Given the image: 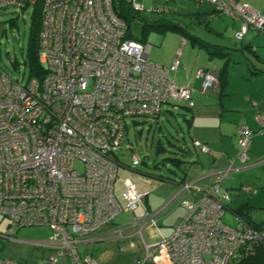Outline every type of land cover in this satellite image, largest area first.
<instances>
[{
    "label": "built area",
    "instance_id": "obj_1",
    "mask_svg": "<svg viewBox=\"0 0 264 264\" xmlns=\"http://www.w3.org/2000/svg\"><path fill=\"white\" fill-rule=\"evenodd\" d=\"M119 0H43L38 63L42 74L25 81L0 68V216L9 223L1 239H15L12 227H49L51 235L35 242L50 250L40 263L66 258L76 264H97L78 245L103 243L111 232L123 238V227L102 233L117 216L132 213L148 194L131 178L117 177L116 152L126 144L128 117H158L163 105H193L189 85L175 81L180 52L169 65L148 58L150 44L128 36L129 27L114 10ZM135 12L145 9L135 0H121ZM170 0H164L168 2ZM208 2L216 12L240 20L235 39L249 30L264 33V11L238 0ZM36 0H0V10L27 8ZM152 6L147 12L164 11ZM203 91L217 90L213 70L197 68ZM264 133V114L258 116ZM235 161L245 165L253 132L237 128ZM201 152L208 148L197 140ZM137 161L139 156L132 154ZM233 160V161H234ZM215 173L206 189L185 182L178 194L193 189L184 201L185 213L172 232L147 243L143 229L156 226L149 212L133 218L142 252L132 264H230L240 248L264 242V225L254 228L237 215L231 227L222 222L228 193L219 197L221 179L239 171L234 162ZM76 165L80 168L77 169ZM210 190V192H209ZM245 193L254 192L242 186ZM191 193V192H190ZM85 253L82 255V253ZM0 264H29L0 257Z\"/></svg>",
    "mask_w": 264,
    "mask_h": 264
},
{
    "label": "rangeland",
    "instance_id": "obj_2",
    "mask_svg": "<svg viewBox=\"0 0 264 264\" xmlns=\"http://www.w3.org/2000/svg\"><path fill=\"white\" fill-rule=\"evenodd\" d=\"M135 1L141 4L145 11L139 12L138 19L130 24L131 32L138 39L145 35V41L151 46L148 58L154 62L164 64L169 59H173L178 50L182 57L186 58L189 55L188 59L194 58L197 51L201 55L214 52L225 54L222 59H219L222 63L228 62L229 66H236L235 68L238 69H248V66H251L254 71L255 55L264 53V34L249 30L241 41L236 40L235 32L240 26V20L215 12L208 2L195 0ZM238 1L264 11V0ZM152 6L163 7L165 10L147 12L146 10ZM31 12V6L24 9L11 6L0 10V68L12 78L22 81H25L28 76V69L23 64V60L28 43ZM161 20L172 22L177 27L162 29L159 26V29L150 28L146 32L142 31L144 23L154 24ZM14 59L19 63L16 68L12 64ZM257 67L259 70H264L261 65ZM190 112V109L180 105L171 108L163 105L160 115L156 118L134 116L125 119L127 123L126 144H129L131 149L126 148L124 143L122 148L116 152L119 162L117 177L131 178L136 181L139 189L148 190L150 194L158 193L168 200L173 198L172 202L159 214V218H154L157 227L160 220V222L164 219L172 220L171 216L175 213L177 206L185 210L183 202L189 201L190 192L193 193L192 189L174 198L178 188L172 186V180L188 174L192 169V164L200 158L189 135L186 120H191ZM132 154L138 155L139 160H133ZM249 159L247 154L245 165L236 161L233 164L235 167L243 166L244 168L230 172L221 179L219 193L225 192L231 196L229 202H224L226 205L221 220L231 227L237 224L232 209L240 203H246L248 206V216L251 222L264 224V161L253 167L255 163ZM76 168L79 169L80 166L76 165ZM213 177L212 181L216 179L215 176ZM197 186L199 185L194 184V187ZM242 186H252L256 192L245 193L241 190ZM120 216H128L132 219V213H123L117 216L114 223L123 222L119 219ZM7 223V219L0 218V232L7 233ZM12 231L15 232L16 240L0 239V253L7 255L13 252L15 260L30 264L38 263L39 254L47 248L34 243L46 241L51 235V229L39 226H13ZM134 232L136 229L130 231V234ZM147 233V231L144 232L146 240L149 236ZM124 235H128L127 231ZM140 241L138 235L123 241L112 231L103 243L86 246L81 244L78 245V249L83 248L91 253L99 264H132L133 258L141 252L140 245L137 244ZM130 242L137 244L135 248L129 246ZM57 264L76 263L61 258Z\"/></svg>",
    "mask_w": 264,
    "mask_h": 264
},
{
    "label": "crops",
    "instance_id": "obj_3",
    "mask_svg": "<svg viewBox=\"0 0 264 264\" xmlns=\"http://www.w3.org/2000/svg\"><path fill=\"white\" fill-rule=\"evenodd\" d=\"M198 52L199 51L194 55V58L191 57L190 59L187 58L189 55L185 58L180 54V65L174 78L178 84L189 85L193 89V105L189 108L192 116L191 120H186L188 123L189 135L192 142L193 140H197L208 148L206 152H201L195 148L200 158L192 164V169L185 179L186 181L192 182L193 185H199L197 188L204 189L209 187L213 182L212 179L215 173L226 168L230 162L235 159L238 140L237 128L239 125L248 126L253 132L251 146L248 151L249 160L255 163V165L252 166H258L257 164H261L262 161H264L262 160L264 159V133H260V124L258 121V116L264 114V70H259L257 67L260 65L264 67V53L255 55V67H253L254 71H252L251 66H248V69H238L235 68L236 66H229L228 62L222 63V60H219L222 59V57H210L207 54H198ZM173 59H169L163 65H169ZM222 67H226L227 69L223 86L219 90L203 91L200 86L201 81L194 76L195 70L197 68H203L217 72ZM233 162L235 163L236 161L234 160ZM172 183V186L177 188L176 183ZM250 187L256 192L255 188L252 186ZM181 194H184V192L179 194L177 192L174 198ZM193 197V193H190V200H192ZM172 200L173 198L171 200L164 199L162 195L158 193L150 194L148 191V194L132 212V219L144 216L145 209L149 212L148 216L154 219L162 213ZM184 212V208L177 206L175 213L171 216V221L164 219V221L162 220L163 222H160V220L159 226L161 227L155 226L154 228V226H147L144 228L142 232L144 240L150 243L160 237L168 236L172 232L175 221L181 217ZM0 218L5 219L1 216ZM119 219L123 222H113L108 228L101 229L100 234L108 232L110 229L123 227L125 229L123 234L127 231L128 235H124L121 240H130L137 235L140 237L137 233L138 227L130 224L132 219L128 216H120ZM8 227L9 223H7L6 227L7 232ZM135 229L136 232L130 234V231H134ZM145 231L149 234L147 240L144 236ZM13 233L15 234V232ZM137 244L141 245V241ZM137 244L130 242L129 246L135 248ZM139 249H141V246H139ZM141 252L138 253L137 256H139ZM49 253L50 251H48V249H44L43 252L39 254L40 261H38V263L46 258ZM0 256H10V258H13L15 255L12 252L7 253V255L0 253ZM97 263L99 264L98 261Z\"/></svg>",
    "mask_w": 264,
    "mask_h": 264
},
{
    "label": "trees",
    "instance_id": "obj_4",
    "mask_svg": "<svg viewBox=\"0 0 264 264\" xmlns=\"http://www.w3.org/2000/svg\"><path fill=\"white\" fill-rule=\"evenodd\" d=\"M42 2H43V0H36L35 5L32 6L29 37H28V43H27V47H26V51H25V58L23 60V64L25 66H27L29 77H40L42 74L41 67L38 63L39 30H40V23H41V4H42ZM20 9H22V8H20ZM114 10L116 11L117 15L122 20H124V22L129 27L128 28L129 29L128 30L129 31L128 36L135 38V36L131 32L130 24H132V22L135 23V20L138 19L137 14H139V13L133 11L131 9V7L128 6V4L123 3V1H121V0H119V2L116 1L114 3ZM159 26H161L162 29H171V28L177 27V26L173 25L172 22H164L163 20H161L160 22H157L154 24L144 23L142 26V31L146 32V30L150 29V28L159 29L158 28ZM135 39H138V38H135ZM138 40L145 42V40H146L145 35H143ZM200 46H202V45H200ZM208 55L210 57H213V56L222 57L225 54L224 53H218L217 54L214 52H209ZM12 64H13V66H15V68L17 66H19V63L16 59H14L12 61ZM226 72H227L226 67H222L220 70H218L216 72L217 76H218V88H217V90H219L223 86V84L225 82ZM180 106L184 107V108H188L184 104H181ZM186 176H187V174H184L183 176H181L177 180H172V182L176 183L178 191H179V188L182 184H184L185 182H190V181H186V179H185ZM204 189H206V188H204ZM209 192H210V190H209ZM210 194L213 197H219V199H221V194H223V193H214L213 191H211ZM221 200L223 203L226 201L223 199H221ZM226 202H228V201H226ZM225 205L226 204H224V207H225ZM247 207L248 206L246 205V203H240V204L235 205V207L232 209V212L235 215H237L239 218H241L242 220L246 221L251 226H254V228H257V229L261 228L262 225H264V224H262V225L256 224V223H253L249 220ZM230 264H264V242H254L251 244H246L245 246H243L242 248L239 249V251L237 252V255L231 260Z\"/></svg>",
    "mask_w": 264,
    "mask_h": 264
}]
</instances>
